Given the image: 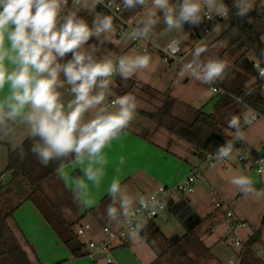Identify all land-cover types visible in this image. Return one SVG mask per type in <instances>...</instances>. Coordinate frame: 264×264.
I'll return each mask as SVG.
<instances>
[{
  "label": "clouds",
  "instance_id": "clouds-1",
  "mask_svg": "<svg viewBox=\"0 0 264 264\" xmlns=\"http://www.w3.org/2000/svg\"><path fill=\"white\" fill-rule=\"evenodd\" d=\"M255 4L256 0H232L240 17L248 16ZM97 5L108 11H97ZM81 10L91 14V23L79 14ZM229 11L225 0H0V142L21 147L22 152L23 143L30 141L29 151L44 166L71 157L83 172L73 181L74 197L91 205V187L101 186L109 163L105 149L128 129L137 112L134 95L113 91V77L126 81L139 70H150L152 62L144 47L101 53V46L111 42L116 32L114 19L124 12L134 13L126 38L150 43L161 23V35H188L185 24L198 26L203 18L213 16L227 18ZM220 27L215 24L213 30ZM93 38L95 42L90 43ZM173 42L175 53L179 40ZM206 51L203 43L196 46L183 70L216 90L226 76L227 63L216 56L202 59ZM253 67L264 80V50ZM257 117L251 106L230 116L231 138L216 148L215 161L243 158L235 143H251L245 127ZM125 162L120 155L117 175L107 186L106 214L117 225L126 224L129 237L136 239L144 227V213L155 208L159 198L156 192L134 196L122 185L118 174ZM257 163V174H264V159ZM228 182L245 196L264 199V188L257 187L245 171L235 172ZM253 251L264 261V243ZM227 264L238 261L229 259Z\"/></svg>",
  "mask_w": 264,
  "mask_h": 264
},
{
  "label": "rangeland",
  "instance_id": "rangeland-1",
  "mask_svg": "<svg viewBox=\"0 0 264 264\" xmlns=\"http://www.w3.org/2000/svg\"><path fill=\"white\" fill-rule=\"evenodd\" d=\"M256 1H260L264 4V0ZM225 4L229 7L232 6V0H226ZM128 24H132V22L129 21ZM219 24L221 27L215 30H213V26L215 24H211L209 26L210 33L207 35H204L203 31L198 27L190 26L188 24H185L184 30L188 31L187 29H192L195 32V37H189L185 34L169 33L179 38L181 42L182 64H177L176 62L166 63L161 59L156 51L152 50L150 53L152 56L151 69L139 70L132 76L133 80L138 83L131 93L136 97L137 112L135 119L132 121L128 129H132L140 134H148L150 140L154 143H160L163 145L162 140L170 138L177 144L187 148L185 143L175 138L173 139L165 134H160L158 136L156 133L153 134L152 130L155 127V124L148 118L141 115L139 110L152 111L155 107H157L158 101H154L153 98L145 95L144 87L149 86L151 89L161 93L168 91L169 95L176 101L172 111L173 115L180 118L184 122H191L193 118L192 109H202L207 114L214 113L215 103L220 97L213 95L209 90V86L203 85L194 80L189 73L183 70V64L191 59L192 50L196 46L201 45V43H203L207 49V51L202 54V59L208 56H216L225 60L227 66L232 64V59H229L226 55L221 54L224 48V43L214 44L220 34L230 25V20L228 17L223 18ZM225 25L227 26L225 27ZM117 27L122 29V26L119 24H116L115 28ZM161 28H163L162 23L157 26L152 37L153 41L155 39L154 35L161 36ZM128 40L129 39L127 38L111 35V42H106L101 46V53H106L109 50L116 53H122L144 47V44L139 42L137 48H131ZM261 40L264 44V35ZM94 42V38L90 40V43ZM250 58L254 61L256 60L252 55H250ZM256 80V78L251 79L249 84ZM232 109H234V107L228 109L223 116V121L226 125L227 120L231 116ZM245 131L248 139L251 141L249 144L250 146L259 144L260 141L264 140V120L258 121L254 126L245 127ZM222 164L220 162H216L209 169H203L202 174H204V178L207 180H202L199 184V181L195 183L194 190L190 194H175V202L181 201L186 203V200H188V206L192 207V209L199 215L206 217L209 213H216V209L214 207L215 202L223 201L225 204L230 206L236 218L245 222L246 228L238 231V235L241 240L245 241L253 233V231L260 227L261 216L264 211V199H256L239 193L235 187L233 185L231 186L228 182V178L237 171L245 170L241 169L236 163H232V166L229 164L222 166ZM220 167H224L222 168L223 170H219L218 168ZM245 172L252 175L257 187L264 188L261 176L256 175L253 172ZM0 173V179H3L4 181L9 179V174L5 173L4 170H1ZM151 191L152 190H149L147 193H150ZM53 204H55V202L52 201L50 205L56 207V205ZM57 208L59 210L60 206L58 205ZM17 212L16 219L22 221L23 223H20V226H23V228H20V236L22 237L27 256L31 259L33 264H47L46 259L52 254H55L57 251L54 243H52L45 234V236L39 234L41 232H48L41 230V227L43 226L44 228L48 223L55 228V233H52L54 236L53 238H58V244L60 247H63L64 244L61 243L60 240L62 239L64 241V239H67L70 231H72L77 240L84 244L86 248L89 243L97 244L103 239L101 228L99 229L98 226H93L91 228L88 225L85 226L82 223L81 218L77 216L76 212L69 214L71 217L65 218V210L61 209V212L65 217L64 222L60 220L56 213H54V209L47 207L39 196L35 197V200L32 203H26ZM186 212L187 209H184L183 213ZM167 213V221H163L161 218H158L155 221L157 228L162 235L167 237L168 240L181 237L187 230L185 225L179 220L178 216L169 209ZM200 225L199 230H205L211 227L210 221L207 219ZM36 229L39 232H36L35 234H39V236H33V232L36 231ZM214 229L216 234L217 232L223 234L222 227L220 228V226L215 225ZM214 237L215 235L212 236V238H208L206 243L210 244L211 239H214ZM137 240L139 243L131 241L132 243L128 242L129 246H120L116 248L112 247L104 254L111 259L113 264H149L153 261L155 255L148 245L143 242L140 236ZM127 241H129L128 237ZM260 243H264V230H262L261 233ZM256 245L251 249V262L253 264H259L260 262L261 264H264V261H260V259L254 255L253 249ZM237 254V251L228 247L227 241L220 240L216 243L213 249H210L208 259L198 258L194 260V264H227L229 259H236ZM81 258L83 257L74 259ZM71 260H73V258H69L68 261L62 260L58 262V264H68ZM90 261L94 264H106L104 259L94 260L91 258ZM161 263L185 264L183 259L178 257L175 251H170L167 255H165Z\"/></svg>",
  "mask_w": 264,
  "mask_h": 264
},
{
  "label": "trees",
  "instance_id": "trees-1",
  "mask_svg": "<svg viewBox=\"0 0 264 264\" xmlns=\"http://www.w3.org/2000/svg\"><path fill=\"white\" fill-rule=\"evenodd\" d=\"M229 9L230 25L214 42V44L224 43L221 54L232 59V64L226 67L225 78L218 83L229 95L220 97L216 101L214 113L207 114L202 109H192L191 122H184L173 115L176 101L168 91L158 93L148 86L144 87V94L150 98L159 95L160 105L152 111L139 110L141 115L155 124L154 132L165 133L185 143L200 161L207 152L216 149L226 139L231 138V130L224 123L223 116L232 107L234 109L231 115L239 114L243 107L238 101L251 106L264 116V80L258 77L253 67L255 61L250 58L252 55L257 59L261 50H264L261 40L264 35V4L256 1L255 7L246 17L236 15L233 6ZM96 10L107 12L99 5ZM79 14L87 16L85 18L91 23V14L86 15L83 12ZM134 15L132 12H124L122 18L129 21ZM248 17H252L251 23ZM70 56L71 53L65 59ZM253 78L257 80L249 84ZM112 87L116 94L130 93L135 87V81L131 78L122 81L119 77L113 82ZM29 145L30 141L26 140L22 145V152L21 147H17L7 155L4 172L9 174V179L0 184V264H33L9 222L22 203L42 193V185L45 181L54 177L58 169L73 161L69 157L62 161H51L47 166L41 165L35 155L29 151ZM109 203L110 197L107 195L97 208ZM203 221L205 219L187 229L180 238L173 241L166 239L153 222H145L139 236L155 255L154 260L149 264H162L163 257L170 251H175L185 264H194V260L198 258L208 259L210 249L204 245L197 232ZM262 230H264V211L260 227L242 243L239 264H253L250 257L251 249L261 242ZM64 244L72 258L88 256L85 245L77 240L72 231L69 232V237L64 239Z\"/></svg>",
  "mask_w": 264,
  "mask_h": 264
},
{
  "label": "crops",
  "instance_id": "crops-1",
  "mask_svg": "<svg viewBox=\"0 0 264 264\" xmlns=\"http://www.w3.org/2000/svg\"><path fill=\"white\" fill-rule=\"evenodd\" d=\"M80 12L81 13L83 12L86 15H88L87 10H81ZM135 18L136 16L134 15L129 21L132 22L133 24ZM116 24L118 23L114 20V25L116 26ZM118 30L119 28L117 27L116 32ZM187 30L188 31L186 32L188 33V36L189 33L191 34V37L196 36L195 32L192 29H187ZM116 32L112 34V36H116ZM154 38H155L154 43H156L158 46H164L173 39L179 40V38L171 34H166L161 36L154 35ZM129 46L131 47L130 44ZM180 47H181V42H180ZM118 78L119 76H114L113 82L116 81ZM131 79L133 80L132 77ZM136 85H138V83L135 82V87ZM134 88L131 90L130 93L133 92ZM153 100L158 101L157 106L160 105L159 95H156V97H154ZM152 132L153 134L156 133L157 136L160 134H165L161 132H154V128ZM162 142L163 145H161L160 143H154L150 140L148 134H140L132 129H126L123 133H121L119 139L113 141L112 146L110 148L105 149L109 157V163L108 165H106V174L101 186L99 188H95V187H91L90 185L91 199L94 201L91 205H86L82 203L80 200H77L74 197L72 191V188L74 187V183H73L74 179L83 177L82 166L78 165L73 160L68 164H66L65 166L58 169L54 177L43 183L42 193L36 194L32 200H28L22 203L14 212L13 219L9 223L12 230L14 231L15 236L21 242L23 249H24V243L22 237L20 236L21 234L20 228H23V226L22 227L20 226V223L21 224L23 223L22 221L16 219V214L18 213L17 211H19L26 203H32L35 200V197L37 196H39L42 199V201L47 207L51 209L53 208L55 211L54 213H56L59 219L62 220L63 222L65 216H63L61 209L65 210L64 213V215H66L65 218L71 217V215L69 214L76 212L77 216L81 218V221L85 226L88 225L90 228L93 226H98L99 229L101 228V232L103 227H110L113 229L118 228L120 224L117 225L115 222L110 221L109 218L107 217L106 208L108 205H105L99 209L97 207L102 201V199L108 195L107 186L110 183L112 177L114 175H117L115 169L118 163V157L120 155H123L126 158L125 165L122 166L121 171L118 174L121 183L127 188V190L130 193H132L134 196L137 197L140 194H148L147 191L149 190L153 191L155 188H158L159 186H165V187L174 186L176 183H178L182 178H184L187 175V173L190 171L192 167L199 165L200 160L195 156L193 152H191L185 146L177 144L174 140L170 138L168 139L166 138V140H162ZM259 144L250 146L249 144L245 143L244 145L245 152L249 156L255 155L259 151ZM15 148L17 147H13L12 144L9 142L6 141L0 142V171L4 170L6 167L8 152L13 151ZM232 163H236V162L233 160V161H229L226 164H222V163L221 164L222 166L228 164L232 166L233 165ZM209 168L210 167H206L204 168V170ZM222 168L224 167H220L218 169L221 170ZM202 180L204 181L207 180V179L205 180L204 174H202V178L199 180L198 184L201 183ZM174 196L175 195L172 196V203L171 206H169V210L178 216L179 220L185 225L186 229L195 226L202 219L205 220L207 219L210 221L211 227L209 229L199 230L201 225L197 228L198 235L200 236V239L202 240V242L206 247H208L209 249H213L216 243H218L220 240L225 241L224 236L226 234L227 228L225 226L223 216L219 211L216 210V213H209L208 216L204 217L196 213L192 209V207L187 205V202H189L188 200H186L187 201L186 203L181 201L175 202ZM52 201L55 202V204H53L56 205V207L54 206L55 208L52 205H50ZM58 205L60 206L59 210L57 208ZM184 209H187L186 213H183ZM215 225L220 226V228L221 227L223 228V234L218 232L217 234L215 233V229H214ZM54 229L55 228L52 227L50 223H48L47 226H45L44 228L43 226L41 227L42 231H48V232L39 233L43 236L46 235L47 238H49V240L52 243H54L55 247L57 248L55 254H52L49 258L46 259L47 264H58V262L62 260L68 261L69 258H72L65 244H63V247H60L58 244L59 243L58 238H53L54 237L53 234L55 233ZM36 232L39 231H37L36 229V231L33 232V236H39V234H35ZM214 235H215L214 239H211L210 244H207L206 243L208 241L207 239L212 238V236ZM163 236L167 239L165 235ZM127 237L129 240L127 241V245L117 244L114 247L116 248L120 246H129L128 242L131 241L139 243L137 238L132 239L129 237V235ZM103 238H104V234H103ZM178 238L180 237H176L170 240L173 241ZM61 240L60 242L64 243V241ZM24 251L26 252L25 249ZM234 251L238 252L237 249H234ZM90 260L91 258L89 256L88 257L85 256L81 259L73 258V260H71V262L68 264H94ZM259 264H261V262Z\"/></svg>",
  "mask_w": 264,
  "mask_h": 264
},
{
  "label": "built area",
  "instance_id": "built-area-1",
  "mask_svg": "<svg viewBox=\"0 0 264 264\" xmlns=\"http://www.w3.org/2000/svg\"><path fill=\"white\" fill-rule=\"evenodd\" d=\"M99 6H101L103 9L108 11V9L104 8L103 5H99ZM223 18L224 17L221 16H213L211 19L203 18L201 23L196 27L201 29L204 35H207L210 33L209 26L211 24H219L223 20ZM114 20H116V22L120 26H122V29H119L116 32V36L126 38L125 33H127V31L129 30V25L131 24H128V21H125L122 17ZM175 40L177 39H173L169 41L164 46H158L156 43H154L153 40H151V42L149 43L145 41H133L129 39L130 45L133 48H137L138 43L140 42L144 44V48H147V50L150 53L152 52V50L156 51L164 62L166 63L176 62L177 64H182L180 42H179V50L176 51L175 53H172L171 51V49L176 48V43L173 42ZM166 48L168 50H165ZM215 88L216 90H213V88L209 86V90L213 95L218 97L229 95V93L218 84L215 85ZM238 102L242 105L243 108L247 106L241 103L240 101ZM257 113H258V117L251 126H253L260 120H264V116L260 114L258 111ZM235 147L239 148L240 154L243 156V158H240L239 155L237 156V158L234 160L236 164H238L239 167L245 171L253 172L256 175L261 176L262 182L264 183V174H257L256 172V168L259 166L257 161H259L260 159H264V140L260 142L259 151L253 156H249L245 152L243 142L237 141L235 143ZM215 150L216 149L207 152L204 155L203 159L200 161V164L192 167L190 171L187 173V175L184 178H182L178 183H176L174 186L172 187L159 186L158 188L152 191L158 194L159 204L155 208L151 209L150 211H146L144 213L143 219L145 222L151 221L155 224V221L158 218H161L163 221L168 220V213H167L169 209L168 203L169 202L172 203V196L175 194L183 195V194H190L193 192L195 183H197L202 178V170L206 167H211L217 162L215 161V157H214ZM228 162L229 161L225 160L220 163L226 164ZM245 165H247V167H245ZM2 183H4V180L0 179V184ZM214 207L217 211H219L222 214L225 226L227 228L226 234L224 236V240L227 241L228 247L238 250V255L236 257V260L238 261L239 264L241 246L243 241L239 237L238 231L246 228V224L244 221L237 219L230 206L225 204L224 202L222 201L215 202ZM102 233L104 234V238L101 240V242L97 244L94 243L88 244V247L86 248L88 250V256L94 260L98 256H102V259L105 260L106 264H113L111 259L107 257L104 253L110 248L116 246L117 244L127 245L128 227L126 224L123 223H121L120 226L115 229L110 227H103Z\"/></svg>",
  "mask_w": 264,
  "mask_h": 264
},
{
  "label": "water",
  "instance_id": "water-1",
  "mask_svg": "<svg viewBox=\"0 0 264 264\" xmlns=\"http://www.w3.org/2000/svg\"><path fill=\"white\" fill-rule=\"evenodd\" d=\"M168 205L171 206V202H169ZM100 259H102V256L97 257L95 260H100Z\"/></svg>",
  "mask_w": 264,
  "mask_h": 264
}]
</instances>
